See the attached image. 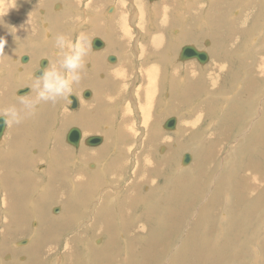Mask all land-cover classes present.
Returning a JSON list of instances; mask_svg holds the SVG:
<instances>
[{
    "label": "rangeland",
    "instance_id": "obj_1",
    "mask_svg": "<svg viewBox=\"0 0 264 264\" xmlns=\"http://www.w3.org/2000/svg\"><path fill=\"white\" fill-rule=\"evenodd\" d=\"M67 1L69 0H2L1 10L3 12L6 8L9 12L17 4L20 11L23 2V12L19 15L12 14L16 18L22 17L16 22L25 23L30 30L34 29L35 36L43 38L44 41L55 40L57 34H64L72 42L73 35H76L77 39L84 34L89 42L94 35L104 37L106 25L98 32H95L96 27H102L106 21L111 23L112 19L109 16L120 11L127 14L126 18H129L131 25H128V31L123 30L122 40L118 37L116 42L121 43V49L128 50V54L109 48V43L107 47L94 51L90 46V53L104 54L94 58L98 60L96 63L103 72L92 70L89 62L86 63L82 73L88 76L96 72L95 81L74 89L77 98L80 99L76 109L71 108L70 104L64 106V100H61L42 118L45 124L47 119L51 123L52 119H55L50 126L46 125L48 130L40 134L44 138L42 147H32V131L35 126L33 118H28L18 125H8L5 137L0 140V179L4 177L5 180V176L16 174L14 170H17L12 165L7 168L14 159L11 161L3 159L5 155L21 159L28 165L29 163L31 165L33 159L31 169L26 170L33 173L36 179L29 177L31 181L23 182L24 185L28 183L27 187L31 189L29 197L21 195L22 190H18L17 186L20 185L19 182L14 183L15 185L12 183L13 187L9 185L12 187L11 191L20 194L16 196L8 192L6 185L3 182L2 185L0 181V264H24L28 257L36 256L32 255L28 248L39 252H42V249L47 251L49 249V253H45L42 259L44 264H60L58 260L63 261L61 264L72 262V256H65L67 239H73L80 231L91 228L89 226L96 220L97 211L94 209L95 206L89 203V209L84 211L83 215L78 216L77 220L71 219L74 213L72 210L69 212L67 208L81 199L72 198L69 194L66 198V193L78 190L75 180L77 172L81 171L83 175L87 171L94 173L101 167L99 159H103L104 167L109 168L112 165L113 161L109 159L112 160L120 149L119 147L116 149V142H122L121 144L129 148L126 153L120 151L119 157L125 155L128 157H125L126 160L122 159L125 162L121 174L113 173L102 179L103 192L115 195L118 190L126 191L128 185L133 183L132 176L135 172L144 171L147 167L145 173L150 175L145 173L144 175L153 177L155 184L151 185L150 189L157 190L153 195L159 193V198L156 195L150 198L152 193L146 183L147 187L142 186L139 189L141 196L137 201V209L143 219L148 212L150 216L146 219L152 222L147 223V229L141 230L144 228V221L133 219V224L128 223L117 236L103 233L96 237L94 231L88 233L82 242L78 243V239L75 242L74 264H264V0H71L68 4ZM53 2H57V7H53ZM161 2H167L173 7L165 8L163 11L164 18L172 19L170 23L174 26L167 27L162 17L159 18L161 20L157 18L159 21L156 24L162 27L155 25L156 17L153 10ZM66 12L68 15L64 17L63 14ZM140 15L143 21L136 18ZM151 16L154 18L152 22ZM14 22L11 19H0L2 29L4 23L11 26ZM76 22H78L76 26L72 24ZM117 22L118 25H114L116 28H127L121 20ZM151 23L154 24L153 28ZM160 30L173 51L161 49L165 53L151 52L157 55L154 60L148 57L149 52L144 51L140 54L138 51L143 45L139 43L143 42L145 45L146 40L149 44L147 41L149 36L161 33ZM120 31L122 32L121 29L118 30ZM45 33L50 36L44 37ZM184 36L189 38L184 40ZM32 40L36 46H42L37 37ZM164 43L167 45L165 41L162 45ZM185 44H195L206 50L209 53L208 60L204 64L196 58H189V61L179 60L178 52ZM51 46L42 53H39L40 50L27 49L24 52L29 55L26 63L18 61L21 52L10 56L9 63L12 60L15 63H11L12 71L17 73L5 80L8 91L1 87L4 84L1 81L3 83H0V103L4 101L10 105L18 103V97L22 95L17 96L16 89L24 79L30 84L34 82L31 73L38 67L40 58L48 57L52 65L55 57L56 60L59 59V56L55 55L57 49L54 44L51 43ZM109 54H118L119 61L124 57L129 62L132 73L127 80L125 96L105 109V106H100L103 93L110 91L115 94L117 91V87L110 85L104 76L107 74L106 70L112 69L110 67L118 70L117 62L111 63L105 58ZM124 59H121V62ZM186 61L193 66L187 67ZM156 63L166 64L167 68L165 66L164 70L162 67L155 80L144 81L139 69ZM172 70L175 71V76L172 75ZM209 70L212 75L207 74ZM0 72V78L9 76L7 69ZM164 77L166 80H163ZM84 89H92L94 96H89V100L84 99L81 93ZM150 96L156 98L157 104L154 107L151 106L154 101L150 100ZM127 104L131 106L128 105L130 107L128 112L132 114L136 135L133 139L131 133L129 135V131L124 129L126 133L122 139L125 140L121 141L119 126L124 118L121 108ZM85 109L92 116L96 112L107 114L104 116L107 119L104 120V124H100L98 131L91 132L87 125L70 118L71 115L77 116ZM144 109L151 115L148 116L151 119L149 129L154 128L153 130L158 133V138L150 137L151 140L146 145L144 142L149 129L144 121ZM2 110L3 108H0V111ZM62 114L70 118V121L63 123ZM171 115L178 118V129L174 131L162 127V123ZM59 124L61 133L54 137L51 131L57 132ZM73 125L80 126L85 137L103 133L106 138L98 146L82 143L76 148L65 141V134ZM56 137L58 146H53ZM110 139H113L115 153L110 154L108 160L105 154L100 158L82 156L85 149L93 150L91 151L93 153L98 152ZM7 141L13 146L6 148ZM34 143H42L39 136ZM56 148H61V151L66 153V160L69 162H63L61 168H57ZM185 152L192 154V159L187 164L182 160ZM19 154L26 157L17 158ZM45 171L51 182L52 178L59 177L58 181L50 184L51 191L47 188V179L42 178ZM20 173L19 175L17 173L16 177H19ZM58 185H61V197L53 199L51 195H57L53 188ZM249 187H253L254 190L251 191ZM40 194H43L42 199L33 201L35 204L30 202L31 198H36ZM25 199H28L26 200L28 202H25ZM42 201L46 209H40ZM112 204V207L116 208L114 201ZM54 206L59 207L56 213L52 210ZM42 214L44 220L41 218ZM68 218L73 224L68 223ZM117 219L121 223H126L129 217L124 221L119 217ZM19 230L24 232L19 234ZM39 232H43L44 236L38 235ZM134 235L140 236L137 238ZM24 240L27 242L19 243ZM85 241L103 247L101 251H106L104 244L109 242L118 243L120 248L108 251L110 252L108 256L102 252L105 254L104 256L101 254L104 258L99 253V258L93 262V258L96 257L86 250L88 244H85ZM37 243L41 246H37ZM89 255L91 257L88 259ZM42 261L40 264H43Z\"/></svg>",
    "mask_w": 264,
    "mask_h": 264
},
{
    "label": "bare ground",
    "instance_id": "obj_2",
    "mask_svg": "<svg viewBox=\"0 0 264 264\" xmlns=\"http://www.w3.org/2000/svg\"><path fill=\"white\" fill-rule=\"evenodd\" d=\"M69 1H71V0H69ZM69 1H67V4L68 3H70ZM18 3H19V1H17ZM54 3V2H53ZM57 2H55L54 4H53V7H57L56 5H58V4H56ZM58 3H61V1H58ZM1 5H2V2L0 3V12H1ZM73 7V6H72ZM165 8H173L171 5H169L168 3H166V2H161L160 4H158L157 5V10H153V13H154V15H155V17H156V21H155V25L157 24V21H159V20H161V19H159L160 17H162L163 18V20L165 21V23H166V26L167 27H169V26H173V23H170L171 21H172V19H169V20H167V19H165L164 18V16H165V14H164V11H163V9H165ZM71 10V9H70ZM17 11V10H16ZM18 11H19V8H18ZM17 13V12H16ZM180 13V12H179ZM178 13V14H179ZM64 15V17H66L67 15H68V13L66 12L65 14H63ZM180 15V14H179ZM127 16V14L125 15L124 13H122V12H120V11H117V14H114V15H110L109 16V18H111L112 20H113V28H112V34H111V36H110V38H105V37H103V36H99V35H94V36H92V38H94V37H97V36H99V37H101L102 39H104L105 40V44L107 45L108 43L110 44V45H108L109 46V48H112V49H117L118 47H121V43L119 44V42L117 43L116 42V38H121L120 40H122V33H123V30L125 29V30H127L128 31V25H131V22L129 21V18H126V19H124L125 17ZM157 18L159 19V20H157ZM118 20H121L122 22H123V24H126V26H127V28H119V29H121L122 30V32L120 31V32H118V28H115V24L116 25H118ZM124 20V21H123ZM126 20V21H125ZM129 22V23H128ZM6 26H7V24H5ZM13 25V24H12ZM15 25V24H14ZM160 25H161V23H160ZM0 26H1V24H0ZM9 26V25H8ZM7 26V27H8ZM104 26H105V24H104ZM156 26H158L159 28H161L162 26H159V25H156ZM5 26L3 25V28H4ZM17 27V26H16ZM6 28V27H5ZM11 28V27H10ZM19 28H21V27H18V29ZM28 28V27H27ZM164 28H166V27H164ZM29 29V28H28ZM101 29H103V27H100V26H97L96 27V31L95 32H98V31H100ZM1 30H2V26H1ZM0 30V31H1ZM11 30L12 29H10V31L9 30H7V31H9L10 33H11ZM34 30V29H33ZM164 30V29H163ZM3 31V30H2ZM13 31V33H14V36L16 35L15 33L16 32H14V29L12 30ZM22 31H27V30H22ZM116 33H114V32ZM161 31V30H160ZM23 32V33H24ZM104 32H105V30H104ZM10 33H8L7 35H9ZM21 33L22 32H20V35H21ZM28 33V32H27ZM34 33V32H33ZM96 34V33H95ZM1 35V34H0ZM24 35V34H23ZM128 35H130V34H128ZM163 33H162V31H161V33L160 32H157V33H155V34H153V35H150L149 36V40H151L150 42H149V44L147 45L148 47H150V48H152V49H154V48H158V47H160L161 45H162V43L165 41V42H167V46H171V44H168V40L166 39V37L165 38H163ZM10 36V35H9ZM18 36V35H17ZM30 36H31V33H30ZM8 37V36H7ZM185 37V36H184ZM183 37V38H184ZM10 38V37H9ZM16 38V37H15ZM91 38V37H90ZM126 38V37H125ZM189 38V36L188 37H185L184 38V40H186V39H188ZM17 39H18V37H17ZM124 39V38H123ZM172 39V38H171ZM16 40V39H15ZM19 40V39H18ZM18 40H17V42H18ZM129 40V39H128ZM47 41H48V39H47ZM121 42V41H120ZM10 43H13V42H10ZM136 43V42H135ZM29 44V43H28ZM136 45V44H135ZM22 46V45H21ZM48 46V45H47ZM51 46V45H50ZM124 46V45H123ZM107 47V46H106ZM175 47V46H174ZM173 47V48H174ZM183 47V46H182ZM182 47H181V49H182ZM23 48V46L21 47V49ZM26 48V47H25ZM108 49V48H107ZM107 49H106V51H107ZM102 50H104L105 51V49H102ZM102 50H101V52H102ZM110 50V49H109ZM134 50H136V49H134ZM22 51H24V49H22ZM32 51V50H31ZM94 51V50H93ZM111 51V50H110ZM90 53V52H89ZM105 53V52H104ZM107 53V52H106ZM178 53H180L179 54V56H181V52L179 51ZM99 55H104L103 53H95V54H92V53H90V57L88 56V58H86V60L87 59H90V60H94V58L96 57V56H99ZM108 56V55H107ZM115 56H116V59L117 58H119V56L117 55V54H115ZM102 57V56H101ZM97 58V57H96ZM105 58H107V57H105ZM126 58V57H125ZM125 60V59H124ZM179 60H181V59H179ZM88 61V60H87ZM189 61V60H188ZM97 62H98V60H97ZM100 62V61H99ZM102 62H103V59H102ZM115 62H117L118 64L117 65H119L120 64V62H121V60L119 61H115ZM127 62V61H126ZM187 62V61H186ZM192 62V61H191ZM188 63V62H187ZM102 64V63H101ZM190 64H192V63H190ZM190 64L188 63V67L190 66ZM109 65V64H108ZM124 65V64H123ZM122 65V66H123ZM193 65V64H192ZM113 66V65H112ZM111 68H113V67H110V69ZM167 68V67H166ZM144 72H143V74H142V78L144 79V81H146V82H150V81H153V80H155L156 78H157V76H158V71H157V69L155 68V66L154 67H152L151 65L150 66H146V67H144ZM164 70H165V68H164ZM113 71V70H112ZM167 72V71H166ZM214 72V71H213ZM114 73V72H113ZM116 73H117V71H116ZM165 73V72H164ZM168 75V74H167ZM166 77V76H165ZM165 77H164V79L163 80H166L165 79ZM211 78V77H210ZM179 79V78H178ZM119 82V81H118ZM152 84H153V82H151ZM120 84V83H119ZM118 85V84H117ZM125 85V84H124ZM154 85V84H153ZM122 86V85H121ZM187 87V86H186ZM119 90H120V88H118ZM123 91V90H122ZM153 91H155V89L153 90ZM181 91V90H180ZM194 92V91H193ZM110 94V93H109ZM108 94V95H109ZM121 94V93H120ZM124 94V93H123ZM123 94H121V95H123ZM176 95V94H175ZM76 96V95H75ZM110 96V95H109ZM116 96V95H115ZM181 96V95H180ZM184 96V95H183ZM82 97H83V92H82ZM85 98V97H84ZM112 98V97H111ZM117 98V97H116ZM120 98H122V97H120V95H119V99ZM85 99H89V98H85ZM177 99V98H176ZM183 99V98H182ZM114 100V99H113ZM113 100H111V101H113ZM149 99H146V101H148ZM150 100L151 101H153V98H152V96H150ZM184 100V99H183ZM118 101V100H117ZM175 101H177V100H175ZM107 102H109V101H107ZM116 102V100L114 101V103ZM174 102V101H173ZM237 102V101H236ZM181 103H182V101H181ZM72 104V103H71ZM71 104H70V107H71ZM108 104V103H107ZM163 104V103H162ZM161 104V105H162ZM175 104H176V102H175ZM161 105H160V107H161ZM101 106V105H100ZM173 106H174V104H173ZM102 107V106H101ZM107 107V106H106ZM48 108V107H47ZM105 108V107H104ZM173 108V107H172ZM178 108V107H177ZM161 109V108H160ZM87 110V109H86ZM148 112V111H147ZM88 114V113H87ZM148 114H150V113H148ZM147 114V115H148ZM84 115H86V111L84 110L83 112H81V113H79L77 116H75V115H71V116H75V117H77L78 119L80 118V117H82V116H84ZM89 115V114H88ZM87 115V118L89 117ZM99 115H101V114H99ZM146 115V116H147ZM96 116V115H95ZM104 116V115H103ZM106 116V115H105ZM145 116V115H144ZM154 116V115H153ZM153 116H152V118H153ZM171 116H173V115H171ZM97 117H99V116H97ZM151 117V116H150ZM93 118V117H92ZM105 118V117H104ZM82 118H80V120H81ZM178 119V118H177ZM38 120V119H37ZM97 120H98V118H97ZM97 120H94L96 123L98 122ZM100 120H101V118H100ZM155 120V119H154ZM150 121H151V119L147 116V118H146V122L148 123V128L147 129H149V127H150ZM157 122V121H156ZM197 122V121H196ZM195 122V123H196ZM99 123V122H98ZM133 123H134V120H132V114L131 113H128V114H126V117H124V120H123V129H126L127 127L126 126H128V128H129V124H132L131 126V132H129V133H131V137L133 138V139H135V135H136V132H135V130L133 129V127H134V125H133ZM89 124V123H88ZM158 125V124H157ZM96 126V125H95ZM186 126V125H185ZM38 127H39V125H38ZM126 127V128H125ZM35 128H37V127H35ZM96 128H98V127H96ZM158 128V127H157ZM6 129V128H5ZM38 129V128H37ZM120 129H121V127H120ZM119 129V130H120ZM123 129H121V131L123 130ZM154 128H150L149 130H148V132H146L147 133V138H145V142H144V144L146 145V143L149 141V140H151V139H157L158 138V133L156 132V131H154L153 130ZM177 129V128H176ZM4 130V129H3ZM36 130V129H35ZM128 130V129H127ZM4 132H5V130H4ZM4 132H3V134H4ZM122 132H124V131H122ZM36 133V132H35ZM125 133V132H124ZM3 134H2V137H3ZM63 135V134H62ZM110 136V135H109ZM108 136V137H109ZM123 136V135H122ZM121 136V137H122ZM150 137H151V139H150ZM111 138V137H110ZM120 140V139H119ZM121 141H122V139H121ZM156 142V141H155ZM213 142V141H212ZM219 142V141H218ZM106 143H107V141H106ZM105 143V144H106ZM122 143V142H121ZM120 142L118 143V142H116L115 144H117L116 145V149H117V147H119L118 149H119V153H120V151H124L125 152V150H127V146L126 145H124V144H121ZM115 147V146H114ZM113 147V140H111L110 139V141L108 142V144L107 145H104L103 146V148L101 149V150H99V149H97V151L98 152H91V151H93V150H89V149H85L84 151H83V153H82V156L84 157V158H87V157H98V158H100V157H102V156H104V154H105V157H106V159L108 158V156L110 155V154H112L113 152L115 153V151H114V148ZM144 147H146V146H144ZM115 149V150H116ZM117 149V150H118ZM116 150V151H117ZM132 151V150H131ZM155 151V150H154ZM62 152L61 151V148H58L57 150H56V154L59 156L60 155V153ZM59 153V154H58ZM119 153L115 156L114 154V160L112 159V160H110L109 159V161H113L112 162V165H111V167L109 166V168L111 169L110 171L108 170L109 168H107V167H104V165H102V160L103 159H99V162L101 161V167L99 168V170H96L94 173L92 172V171H87V172H84L85 174L83 175V174H81V171L80 172H77L76 173V175H75V180H76V183H77V187H78V190L76 189L75 191H70L69 193L67 192L66 193V198H68V194H69V196L70 197H72V198H76V197H79L81 200H79L78 201V203H74V204H70L69 206H68V211L70 212V210H72V212L74 213V217H72L71 219H75V220H77V217L78 216H81V215H83V213H84V211H86L87 209H89V203H92L93 204V206H95L94 207V209L97 211L96 212V220L93 222V224L92 225H90L89 227H91V228H87V229H84V230H82V231H80L78 234H77V236L75 237V238H70L69 240L67 239V242H66V249H65V256L67 257V256H69V257H71L72 256V262H69L68 264H74L73 262L75 261L74 259H75V254H76V251H74L75 249V242H77L76 240L78 239V243L79 242H82L83 241V239H85L86 238V235L88 234V233H90V232H92V231H94V233H95V236L96 237H98V236H100L101 234H106V235H109V236H117L118 234H120L121 232H123L122 230L125 228V226H127L128 225V223H129V225L130 224H133V219L135 220H141L140 222H143L144 221V223H143V229H141V230H145V229H147V223L149 224V223H151L150 221H148V218L146 219V217H148V216H150L149 215V213L147 212V216H145V219H143L142 218V215L141 214H139V212H138V209H137V201L139 200V198H140V196H141V194L139 193V189H141L142 188V186L145 188V187H147V184L146 183H148V187H149V190H150V192L152 193L151 195H150V198L152 199V198H154V196L156 195L157 197H158V194H155V195H153V192H156L157 190H156V188L154 187L153 189L154 190H156V191H153L152 189H150V186L151 185H153V184H155V182L152 180L153 179V177L151 178L150 176L149 177H147L146 175H144V173L146 172V168H145V170L144 171H137V172H135V174H134V176H132L133 177V183L132 184H130V185H128V187H127V189H126V191H124V192H121L120 190H118V189H116V190H118V193H116L115 195H111V193H109V192H103V184H102V179H105L108 175L109 176H111L113 173L115 174V175H118V174H121V170L124 168V162H125V157H128V156H126L125 155V157L123 156L122 158L121 157H119ZM122 153V152H121ZM155 153V152H154ZM63 154V153H62ZM123 154V153H122ZM66 156V155H65ZM121 156V155H120ZM62 157V156H61ZM57 158V157H56ZM65 158H67V157H65ZM169 158H170V156H169ZM172 158V157H171ZM170 158V159H171ZM182 158V157H181ZM122 159H125V160H122ZM138 159H141V158H139L138 157ZM28 160V159H27ZM61 160V164L63 163V162H67V160L66 159H60ZM59 160V161H60ZM69 160V159H68ZM108 160V159H107ZM164 160H165V158H164ZM167 160V159H166ZM19 161V160H18ZM17 161V162H18ZM58 161V159H56V162ZM58 161V162H59ZM70 161V160H69ZM170 161V160H169ZM175 161V160H174ZM177 161V160H176ZM202 161V160H201ZM21 162H22V160H21ZM24 162V161H23ZM57 162V163H58ZM74 162V161H73ZM145 163H146V161H144ZM199 162V161H198ZM69 163V162H68ZM33 164V163H32ZM58 164H60V163H58ZM73 165L75 164V163H72ZM127 164V163H126ZM23 165H25V164H23ZM28 165V164H27ZM64 165H65V163H64ZM21 166V165H20ZM29 166H30V169H31V165H30V163H29ZM122 166H123V168H122ZM18 167H19V165H18ZM26 167V166H25ZM186 167V166H185ZM97 168V169H98ZM122 168V169H121ZM21 169V168H20ZM24 170H25V168H23ZM22 169V170H23ZM28 170H29V168H27ZM62 170V169H61ZM125 170V169H124ZM17 171H19V169L17 170ZM94 171V170H93ZM124 172V171H123ZM202 172V171H201ZM31 173V172H30ZM87 173V174H86ZM32 174V175H31ZM30 174V177L32 178V177H35V179H36V176L34 175L33 176V173H31ZM57 174H58V172H57ZM145 174H148V173H145ZM148 175H150V174H148ZM246 175V174H245ZM44 176H46L47 177V179H48V181H49V175L48 174H45ZM43 176V177H44ZM129 176V175H128ZM131 176V175H130ZM42 177V178H43ZM255 177V176H254ZM3 178L4 177H1V181L5 184V185H8V179H7V177H5V180H3ZM17 178L18 177H16V179H15V181L13 182V184L14 183H16L17 184V182H20V181H18L17 180ZM31 178L29 179L30 181H31ZM45 178V177H44ZM256 178V177H255ZM34 179V180H35ZM38 179V178H37ZM171 179V178H170ZM252 179V178H251ZM21 180V179H20ZM244 180V179H243ZM247 180V179H246ZM250 180V179H249ZM248 180V181H249ZM253 180V179H252ZM39 181V180H38ZM47 181V182H48ZM192 181V180H191ZM254 181V180H253ZM256 181V180H255ZM21 182H23V181H21ZM20 182V183H21ZM190 182V181H189ZM35 183V182H34ZM78 183H81V184H78ZM247 183V182H246ZM250 183H253V182H251L250 181ZM249 183V184H250ZM24 184V183H23ZM15 185V184H14ZM27 185H28V183H27ZM34 185V184H33ZM256 185V184H255ZM255 185H253V187L255 186ZM24 186V185H23ZM37 186V185H36ZM257 186V185H256ZM255 186V187H256ZM7 187V191H8V186H6ZM19 185H18V189H19ZM25 188H26V184H25V186H24ZM253 187H249V189L251 190V191H253L254 189H252ZM254 187V188H255ZM28 190V189H27ZM147 190V189H146ZM159 190V189H158ZM246 190H248V189H246ZM24 191H26V190H24ZM55 191L57 192V195L56 196H53V195H51V197L54 199L55 197L57 198V197H61V185H58V186H56L55 187ZM250 191V192H251ZM19 192V191H18ZM31 192V191H30ZM72 192V193H71ZM87 192V193H86ZM249 192V193H250ZM82 193H86L85 195H83ZM138 193V194H137ZM143 193V192H142ZM19 194V193H18ZM172 194V193H171ZM177 194V193H176ZM180 194V193H179ZM20 195V194H19ZM136 196V197H135ZM169 196V195H168ZM48 198V197H47ZM159 198V197H158ZM187 198H189V197H187ZM184 199V198H183ZM27 199H25V202H28V201H26ZM52 200V199H51ZM148 200H150V199H148ZM50 201V200H49ZM75 201H77V199H75ZM112 201H114L115 202V206H116V208H113L112 207ZM132 201V202H131ZM159 202V201H158ZM149 203V202H148ZM151 203V202H150ZM149 203V204H150ZM153 203V202H152ZM155 203V202H154ZM15 204V203H14ZM13 204V205H14ZM145 204V203H144ZM143 204V205H144ZM147 204V203H146ZM171 204V203H170ZM174 204V203H173ZM142 205V204H141ZM141 205H139V206H141ZM148 206V205H147ZM37 207H39V206H37ZM141 208V207H140ZM144 208V207H143ZM40 209H46V207H45V205H44V203L42 204V205H40ZM112 209V210H111ZM164 209V208H163ZM147 210V209H146ZM166 210V209H165ZM150 211V210H149ZM155 211H156V209H155ZM167 211V210H166ZM71 212V213H72ZM153 212V211H152ZM162 213V212H161ZM171 213V212H170ZM146 214V213H145ZM172 214V213H171ZM175 214V213H174ZM173 214V215H174ZM109 215L111 216V217H109ZM163 215V214H162ZM167 215V214H166ZM165 215V216H166ZM168 216V215H167ZM117 217H119L122 221H124V220H126V219H128V217H129V219L127 220V222L126 223H121V222H119L118 221V219H117ZM169 217V216H168ZM171 217H173V216H171ZM170 217V218H171ZM41 218H42V220H44V218H43V214L41 215ZM151 218H152V216H151ZM152 219H155L154 217L152 218ZM66 220V219H65ZM68 220H69V218H68ZM151 220V219H150ZM72 223L73 224V222H71L70 220L68 221V223ZM59 224H61V221H59L58 222ZM67 223V224H68ZM155 223V222H154ZM58 224V225H59ZM175 226H176V224H175ZM162 227V226H161ZM135 230V229H134ZM138 230V229H137ZM24 232V231H23ZM23 232H20L19 234H22ZM151 232V231H150ZM163 232V231H162ZM5 233V232H4ZM134 233V232H133ZM136 234V233H135ZM139 234V233H138ZM147 234H149V233H147ZM153 234H154V232H153ZM4 235V234H3ZM141 235V234H140ZM140 235H137V236H140ZM152 234H150V236H151ZM124 237H125V235H123ZM136 235H134V237H135ZM136 236V237H137ZM123 237V238H124ZM132 237V236H131ZM146 237H147V235H146ZM154 237H155V235H154ZM90 238L92 239V237L90 236ZM138 238V237H137ZM136 238V239H137ZM140 238V237H139ZM195 238V237H194ZM86 240H88V239H86ZM125 240H126V238H125ZM124 240V241H125ZM65 241V240H64ZM128 240H126V242H127ZM91 242V241H90ZM90 242H88V241H85V244H88L87 245V248H86V250L87 251H89V254H91L93 257H96V258H93V262H94V260H96V259H98L99 257V253H100V256L102 257V255H103V253L102 252H105V254L107 255V254H109L108 253V251H111V250H115L116 248L118 249V248H120L119 247V245H118V243H113V242H109V243H107V244H104V246H105V250L107 251H101V249L103 250V247H97L95 244H93V243H90ZM202 242V241H201ZM125 245V244H124ZM131 246V245H130ZM74 247V248H73ZM84 247H86V246H84ZM124 249H126V246L124 247ZM141 249V248H140ZM77 250V249H76ZM68 251V252H67ZM137 252V251H136ZM112 253V252H111ZM34 254H36V256L35 257H37L39 254H38V252L37 251H35L34 252ZM86 254V253H85ZM84 254V255H85ZM102 254V255H101ZM104 254V255H105ZM103 255V256H104ZM86 256V255H85ZM108 256V255H107ZM107 256H105V257H107ZM135 256V255H134ZM77 257V256H76ZM91 256L89 255L88 256V259L90 258ZM102 258H104V257H102ZM68 259V258H67ZM64 260H66V259H64ZM42 261V260H41ZM40 261V262H41ZM92 261H91V263H92ZM99 261V260H98ZM43 262V261H42ZM63 261H59L58 260V263H62ZM97 262V261H96ZM40 264V263H39ZM43 264H44V262H43ZM97 264V263H96ZM102 264V263H101Z\"/></svg>",
    "mask_w": 264,
    "mask_h": 264
},
{
    "label": "crops",
    "instance_id": "obj_3",
    "mask_svg": "<svg viewBox=\"0 0 264 264\" xmlns=\"http://www.w3.org/2000/svg\"><path fill=\"white\" fill-rule=\"evenodd\" d=\"M2 2V0H0V3ZM167 3V2H166ZM17 4H18V2H17ZM17 4H16V6H15V8L14 9H12V10H10L9 12L6 10V8H4L3 10V12H2V10H1V15H0V19L2 18V19H11V20H14L15 22L13 23V25L11 24V26H8L9 24L8 23H4L3 25L4 26H6L5 24H7V26L8 27H6V28H3L2 30H1V28H0V37H5L7 40H8V44L6 45V47H5V55L3 56V57H0V71H3L4 72V69H7V71H8V75L9 76H6L5 78H0V83H3L4 82V84H0L1 85V87H4L7 91H8V87H7V83H5V80L8 78V77H10V76H12L13 74H15V73H17V72H15V73H13V71H12V65H11V63H13V64H15L14 62H13V60H12V62L11 63H9L10 62V56L13 54V53H19V52H21V54L19 55V58H18V61L20 60L21 61V63H23L22 62V60H21V58H22V56L23 55H25L24 54V52L27 50V49H29L30 51L32 50V51H39V53H42L43 51H45V50H48V49H50L52 46H50L51 45V43H53V44H55V40H49V41H47V40H45L44 41V39L43 38H41V37H38V36H35V34H36V32L32 29V30H30V29H27V27H26V25H25V23H19V22H16V21H19V20H21L22 19V17H17L16 18V16H12V14H15V15H19V14H21L22 12H23V2H22V4H21V10L20 11H18V9H17ZM2 9V8H1ZM154 9L155 10H157V5L154 7ZM17 10V11H16ZM17 12V13H16ZM182 12V11H181ZM142 13V12H141ZM183 14V13H182ZM126 18V17H125ZM128 18V17H127ZM137 19H139V20H141V21H143V17L140 15V16H138V17H136ZM172 18H174V17H172ZM150 20H151V22L152 21H154V18H153V16H151V18H150ZM15 24V25H14ZM72 24H75V26L78 24V22H76V23H72ZM140 24V22L138 23V25ZM105 25H106V30H105V38H110V36H111V34H112V28H113V20H111V23H109L108 21H106L105 22ZM151 25H152V28H153V26H154V24H152L151 23ZM17 26V27H16ZM173 26H174V24H173ZM11 27V28H10ZM18 27H21V28H19L18 29ZM103 28H104V25L102 26ZM116 28V27H115ZM186 28H188V26L186 27ZM10 29H14V32H16L15 34V36H14V33H13V31L11 30V33L9 32L10 31ZM119 29V28H118ZM7 30H9V31H7ZM22 30H27V31H22ZM20 32H22L21 33V35H20ZM24 32V33H23ZM28 32V33H27ZM34 32V33H33ZM8 33H10L9 35H7ZM30 33H31V36H30ZM24 34V35H23ZM79 34V33H78ZM154 34V33H153ZM18 35V36H17ZM8 36V37H7ZM44 37H46V38H48L50 35H48L47 33H45L44 35H43ZM192 36H194V35H192ZM10 37V38H9ZM16 37V38H15ZM17 37H18V39H17ZM38 38V40L40 41V43L42 44V46H36L35 44H34V42H33V40L32 39H34L35 40V38ZM76 35H73V42H75V40H76ZM16 39V40H15ZM18 40V42H19V44H16V42L15 41H17ZM92 40H93V38H91V41H90V46H91V43H92ZM28 41H32L31 43H29ZM103 41H105L104 39H103ZM147 41H151V40H149V38L147 39ZM10 42H13V43H10ZM145 42V45H144V43L142 42V43H139V44H141V45H143V48H139V51L138 52H140V54H142V53H144V51L145 52H149L150 54H147L148 55V57H150V59H152V60H154V59H156L157 58V55L155 54V53H151V52H157V53H165V51H168V50H172L173 51V49H171L172 47L169 45V46H167L165 43L162 45V46H160V47H158V48H154V49H152V48H150V47H148L147 45H148V43H146V40L144 41ZM29 43V44H28ZM23 46V48L22 49H24V51H22V49H21V47ZM48 45V46H47ZM105 46H106V44H105ZM26 47V48H25ZM104 48V47H103ZM122 48V46L121 47H118L117 49L119 50V51H123V52H126V54H128V50H126V49H121ZM91 49H92V46H91ZM161 49H164V50H161ZM94 50V49H93ZM206 51V50H205ZM180 52H181V47H180ZM207 52V51H206ZM38 53V54H39ZM208 53V52H207ZM178 53H176V55H177ZM180 54V53H179ZM178 54V55H179ZM14 55V54H13ZM12 55V56H13ZM110 55V54H109ZM118 55V54H117ZM208 55H209V53H208ZM119 56V55H118ZM121 57V56H120ZM14 59V58H13ZM17 59V58H16ZM57 59V57H55V61H54V63H53V65L52 66H55V67H59V60L61 59V57H59V59L58 60H56ZM121 59H124V57L123 58H121ZM120 59V60H121ZM177 59H178V56H177ZM179 59H180V56H179ZM88 60V61H87ZM86 60V63H88L89 65H91V68H92V70H96L97 72H103V71H100L99 70V66H98V63H96L97 62V60H90V59H87ZM151 60V61H152ZM188 60V59H187ZM19 61V62H20ZM118 61V60H117ZM28 62V61H27ZM104 62V61H103ZM26 63V62H25ZM112 63H114V62H112ZM127 63V64H126ZM129 62L127 61L126 62V59L125 60H123V62H121L119 65H116L117 67H118V70H113L114 68H112L111 70H106V73L107 74H105L104 76H105V80L110 84V85H112L113 87L114 86H116L117 87V91H116V93L115 94H113V93H110V91H107L106 93H103V97H102V101H101V106H105V109L106 108H109L110 106H112V104H114V101L116 100V102H119L120 100H121V98L119 99V95H120V97H124L125 96V94H126V92H127V80L130 78V76H131V71H130V68H131V66H130V64H128ZM118 64V63H117ZM124 64V65H123ZM202 64H204V63H202ZM49 65V64H48ZM123 65V66H122ZM106 66V65H105ZM107 66H109V65H107ZM150 66V65H149ZM151 66L152 67H154L155 66V68L157 69V73H158V75H159V72H161V68L162 67H164L165 68V66L167 67V65L166 64H163V63H156V64H151ZM190 66H193L192 64H190ZM188 67V66H187ZM104 68H106V67H104ZM109 68V67H108ZM37 69V68H36ZM35 69V70H36ZM35 70L31 73V75H32V77L34 76V72H35ZM113 70V71H112ZM144 67H141L140 69H139V72H140V74L142 75L143 74V72H144ZM116 71H117V73H116ZM114 72V73H113ZM207 74L208 75H212V72L209 70V72H207ZM29 74L27 73V76H28ZM94 75H96V72H95V74H93V75H88V76H86V75H84L83 73H82V79H81V81L79 82V84H76L75 86H74V89H76V88H81L82 86H84V85H87V84H92L95 80H94ZM172 75H176L175 74V71H173L172 70ZM0 76H1V72H0ZM27 76H26V78H27ZM101 76H103V74L101 75ZM171 76V75H170ZM143 77V76H142ZM34 78V77H33ZM3 79V80H2ZM26 79H24V81L17 87V89H16V94H17V96L19 95L18 94V89L19 88H22V87H26V86H28V84H30V83H28L27 81H25ZM1 81H3V82H1ZM119 81V82H118ZM120 83V84H119ZM118 84V85H117ZM125 84V85H124ZM122 85V86H121ZM118 88H120V90L118 89ZM84 90H86V89H84ZM91 91H93L92 89H90ZM123 90V91H122ZM83 91V90H82ZM29 93V92H28ZM28 93H26V94H28ZM82 93V92H81ZM110 93V94H109ZM123 94V95H121V94ZM110 96H109V95ZM22 95H25V94H22ZM35 94H33L32 96H34ZM116 95V96H115ZM92 96H94V93H92ZM20 97V96H19ZM77 97V96H76ZM112 97V98H111ZM117 97V98H116ZM84 98V97H83ZM93 98V97H92ZM85 99V98H84ZM114 99V100H113ZM155 99L156 98H154L153 99V101H154V103H153V105L151 104V106L152 107H154V106H156V102H155ZM79 98H78V103H79ZM87 100H89V99H87ZM111 100H113V101H111ZM118 100V101H117ZM107 101H109V102H107ZM163 101H165V100H163ZM115 102V103H116ZM165 102H167V101H165ZM108 103V104H107ZM66 104H68L69 105V102L68 101H64V106L66 105ZM166 105L168 104V103H165ZM72 105V104H71ZM128 105L129 104H127L126 106H122V114H124V117H126V114L127 113H129L128 111L130 110V107H128ZM9 106H11L9 103H7L6 101H4L3 103H0V108H3V109H5V108H7V107H9ZM107 106V107H106ZM48 107V108H47ZM53 107H55V104H52L51 102H49V103H45V104H43L42 106H41V108L39 109V111L36 113V115L34 116V117H31V118H33V122H34V124H35V126H34V128H33V131H32V137H33V139H31V140H33L32 142V147L34 148V147H42V145H43V142H44V138H43V136H40V134H41V132L42 131H47L48 130V128H47V126L46 125H48V126H50L53 122H55V119L53 118L52 120V123L50 122V121H48V119H47V123L45 124V122L43 121V117L44 116H46V115H48L49 114V110L50 109H52ZM86 108H88L87 106H85ZM85 111H86V115H84V116H82V117H80V118H82L81 120H80V118L78 119L77 117H75V116H71L70 118L72 119H74L73 121H79V122H82L84 125H87V129L88 130H90L91 132L92 131H98L100 128L99 127H101V123H103V122H105L104 120H106L107 118L105 117L104 118V116H103V114L102 113H100V112H96L93 116L92 115H88L87 114V110L85 109ZM144 111H145V116H144V121L146 122V118H147V116H151L150 114H148L149 113V111L148 110H145L144 109ZM148 111V112H147ZM99 114H101V115H99ZM148 114V115H147ZM87 115L89 116L88 118H87ZM96 115V116H95ZM107 115V114H106ZM147 115V116H146ZM97 116H99V117H97ZM93 117V118H92ZM48 118V117H47ZM70 118H68L65 114H62V117H61V121L63 122V123H66V122H69L70 120ZM97 118H98V120H97ZM100 118H101V120H100ZM38 119V120H37ZM94 120H97V121H101V122H95ZM123 120H124V118H123ZM178 120V119H177ZM89 123V124H88ZM147 123V122H146ZM104 124V123H103ZM148 124V123H147ZM163 124V123H162ZM38 125H39V127H38ZM53 125H55V124H53ZM96 125V126H95ZM133 125H134V123H133ZM7 125H6V129H5V132H4V134H3V137H5V133H6V131H7ZM35 127H37V128H35ZM80 127V126H79ZM96 127H98V128H96ZM119 127H121V129H123V124H121L120 123V126ZM127 127V128H126ZM125 128H126V130L128 129V131L129 132H131V124H129V128H128V126H126ZM70 128V127H69ZM68 128V129H69ZM177 129H178V122H177V127H176ZM36 129V130H35ZM121 129H120V138L122 139L123 138V134H125L126 132H125V130L123 129L122 131H124V132H122L121 131ZM133 129H134V127H133ZM60 130H61V124H59V127L57 128V132L56 131H51V134H53V136L55 137V136H59L60 135ZM63 130V129H62ZM68 131V130H67ZM36 132V133H35ZM128 132V133H129ZM136 132V131H135ZM67 133V132H66ZM96 134H103V133H96ZM130 134V133H129ZM25 135H27V133H25ZM90 135H93V134H90ZM90 135H87L86 137H88V136H90ZM37 136H39V140L40 141H42V143L41 144H38V143H34V141L37 139ZM65 136H66V134H65ZM122 136V137H121ZM3 137L0 139V140H2L3 139ZM85 137V136H84ZM104 137L106 138V136L104 135ZM156 139V138H155ZM113 140V139H112ZM122 140H125V139H122ZM58 141V138L56 137L55 139H54V143L55 144H53V146H58V143L56 144V142ZM65 141H66V139H65ZM83 143V142H82ZM125 145V144H124ZM11 146H13L12 145V143L10 142V141H7V143H6V148H10ZM81 146V145H80ZM56 150H57V148H56ZM128 150H129V148L127 149V150H125V153L126 152H128ZM30 151V150H29ZM34 151V150H33ZM30 153H32L33 154V152H31L30 151ZM60 153V152H59ZM58 153V154H59ZM63 153V154H62ZM37 155H39L38 153H37ZM43 155V154H42ZM60 155L62 156L61 157V159H66V158H63V156L64 157H67V156H65L66 155V153L64 152V151H62L61 153H60ZM60 155L58 156V155H56L55 157H57V159H58V161L60 160L59 159V157H60ZM17 158H19V157H26L25 155H22V154H19V155H17L16 156ZM75 158V157H74ZM3 159H9L10 161H11V159H14V161L12 160V164H8L7 165V168L9 167H11V165L14 167V168H16L17 170L19 169V171H17V170H14V171H16V174H13V175H9V177H7V179H8V185H6V186H8V192H11L13 195H19L18 193H16V192H14V191H11L10 189H12V187H13V185H12V183L15 181V179H16V176H17V173H18V175H19V173H20V176L17 178V180L19 181L20 179V182L21 181H23L24 182V180H29L30 178V174L31 173H28V171L26 170L27 168H30V166L29 165H27V163L24 161L23 162V160H22V162H21V159H19V161L14 157V156H9V155H5L4 156V158ZM18 161V162H17ZM57 161V162H58ZM68 162V161H67ZM33 163V159L31 160V165H33L32 164ZM58 163H60L59 164V166H58ZM57 163V168H61V160L59 161ZM23 164H25V165H23ZM18 165H19V167H18ZM21 165V166H20ZM26 166V167H25ZM111 167V166H110ZM21 168V169H20ZM23 168H25V170L24 171H22V169ZM109 170H111L110 168H109ZM15 173V172H14ZM45 174H48L47 173V171H45L44 172V174H43V176L45 175ZM13 176V178H11ZM42 176V177H43ZM6 177V176H5ZM46 179H47V177L46 176H44ZM43 177V178H44ZM57 178H59V177H54V178H52L53 179V182H51V181H49V182H47L48 183V186H47V188L51 191L52 190V187L50 186V184L52 185V183H55V181H58V179ZM0 181H1V179H0ZM47 181H48V179H47ZM19 182V183H20ZM23 182H21L20 183V187H19V189L18 190H22V196H30V191H31V189L29 188V187H27V185H26V188L24 187L25 185L23 184ZM1 183H2V181H1ZM18 183V182H17ZM2 185H3V183H2ZM5 185V184H4ZM9 185H12V187H10ZM24 185V186H23ZM17 186H18V184H17ZM28 189V190H27ZM55 188H53V190H54ZM24 190H26V191H24ZM51 193V192H50ZM42 195L43 194H40V195H38L36 198H31L30 200V202H32V203H34L33 201H35V200H40V199H42L41 197H42ZM48 195H50L49 194V192H48ZM12 200H14V198L12 199ZM28 200V199H27ZM35 204V203H34ZM41 204H43V201H42V203ZM54 207H56V206H54ZM53 207V208H54ZM52 208V209H53ZM42 224H44L43 222H42ZM17 226V225H16ZM43 226V225H42ZM21 231L19 230V233H20ZM44 232V231H43ZM43 232L41 233V232H39V234L38 235H40L41 237H42V235H43ZM44 236V235H43ZM41 241V240H40ZM39 242V241H38ZM40 244L39 243H37V246H39ZM41 246V245H40ZM31 248H28V250L29 251H31L32 252V255H34V252H35V250L33 249V250H30ZM38 252V256L37 257H34V256H30V257H28L27 258V260H25V262H24V264H39L40 263V261L42 260V259H44V255H45V253L47 254V253H49V249H48V251L47 250H45V249H42V252H39V251H37ZM41 253H43V254H41ZM43 257V258H42Z\"/></svg>",
    "mask_w": 264,
    "mask_h": 264
},
{
    "label": "clouds",
    "instance_id": "obj_4",
    "mask_svg": "<svg viewBox=\"0 0 264 264\" xmlns=\"http://www.w3.org/2000/svg\"><path fill=\"white\" fill-rule=\"evenodd\" d=\"M8 40L0 37V57L5 55ZM55 55L61 57L59 67L49 65L44 67L40 76H34V82L28 85L30 92L18 97V103L0 111V119L9 124H21L24 120L34 117L40 107L61 100L72 103L70 97L75 94L74 86L82 79L86 67V57L89 56L90 42L86 35L81 34L75 42L64 34L55 36ZM35 95L32 96L31 94ZM76 95V94H75Z\"/></svg>",
    "mask_w": 264,
    "mask_h": 264
},
{
    "label": "water",
    "instance_id": "obj_5",
    "mask_svg": "<svg viewBox=\"0 0 264 264\" xmlns=\"http://www.w3.org/2000/svg\"><path fill=\"white\" fill-rule=\"evenodd\" d=\"M149 1H153V0H149ZM111 11V10H110ZM92 49L94 50H98L101 49L103 47H105V41H103V39L99 36L94 37L91 43ZM208 53L204 50L199 48L197 45L195 44H185L183 45L182 49H181V56L180 59L181 60H186L189 58H196L199 62L201 63H205L208 60ZM22 62L25 63L29 60V55L25 54L22 56L21 58ZM107 60L109 62H115L116 61V56L115 54H110L107 57ZM50 59L48 57H42L39 60V66L37 67V69L34 72V76H40L42 73V69L44 67H47L49 64ZM18 94L22 95V94H26L28 92H30V88H28V86L26 87H22L18 89ZM93 93V91H91L90 89H86L83 90V97L85 98H89V96H91ZM70 99L72 100V105L71 108L76 109V107L78 106V100L77 97L73 94ZM162 127L166 130H170V131H174L176 130L177 127V117L176 116H169L165 119V121L162 124ZM6 128V124L3 122L2 119H0V139L2 138V134L4 132ZM4 129V130H3ZM104 135L102 134H93L90 135L88 137H83V131L81 129V127H79L78 125H73L71 126L65 136V139L68 143H70L71 145H73L76 148H79L80 145L83 143L89 145V146H98L101 143H103L104 141ZM183 163L187 164L191 161L192 159V154L189 152H185L183 155ZM59 207H54L53 208V212L56 213L58 211ZM29 241V239H28ZM27 240H24L22 242L19 243H26Z\"/></svg>",
    "mask_w": 264,
    "mask_h": 264
},
{
    "label": "flooded vegetation",
    "instance_id": "obj_6",
    "mask_svg": "<svg viewBox=\"0 0 264 264\" xmlns=\"http://www.w3.org/2000/svg\"><path fill=\"white\" fill-rule=\"evenodd\" d=\"M108 57V56H107ZM117 60V59H116ZM39 66V65H38ZM83 92V91H82ZM77 100H78V98H77ZM78 105H79V103H78ZM83 137H84V135H83ZM85 138V137H84ZM53 210V209H52ZM42 222V221H41ZM21 232H23V230H21Z\"/></svg>",
    "mask_w": 264,
    "mask_h": 264
}]
</instances>
